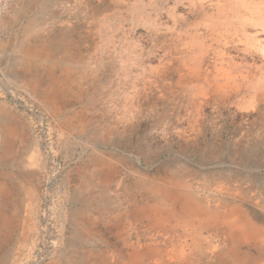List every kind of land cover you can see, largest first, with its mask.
Here are the masks:
<instances>
[{
	"label": "rangeland",
	"instance_id": "1",
	"mask_svg": "<svg viewBox=\"0 0 264 264\" xmlns=\"http://www.w3.org/2000/svg\"><path fill=\"white\" fill-rule=\"evenodd\" d=\"M137 1L9 0L0 17V112L17 123L9 153L0 150L11 189L0 260L47 264L63 248L53 243L77 232L75 250L91 264H168L165 251L184 241L186 264H264L258 230L219 260L220 234L195 239L156 190H188L195 215L237 204L264 226V28L242 25L252 17L234 14L237 0H219L220 17L218 0H140L158 24L144 26L129 13ZM24 40L46 47L54 66L26 73L13 56ZM141 207L167 216L158 242Z\"/></svg>",
	"mask_w": 264,
	"mask_h": 264
},
{
	"label": "bare ground",
	"instance_id": "2",
	"mask_svg": "<svg viewBox=\"0 0 264 264\" xmlns=\"http://www.w3.org/2000/svg\"><path fill=\"white\" fill-rule=\"evenodd\" d=\"M200 1H203V0H200ZM216 2H217L216 3L217 14L220 17V16L225 14L226 7H224L225 4L220 3L219 0ZM227 2L228 1L226 0V3ZM119 3L122 4V2H120V1H119ZM8 5H9V0H0V17L6 11ZM16 5L18 6V4H16ZM145 7L146 6H144L141 3V1L138 0L135 5L128 8L129 13L133 18L132 20L138 21V22H140L139 24H142L144 26L145 25H150V26H154V27L158 26L157 21L151 19V17H148V14L146 11L147 7L146 8ZM156 8L159 9L158 6ZM234 8H235V12H234L235 15H236V12H237V15H239L241 11H245L246 13H249L251 15L252 18L250 21L246 20V21L242 22L243 26H246L249 23V24H252V26H257V27L260 26V27L264 28V10H262L261 6L258 5V3H255L254 0H237L236 3L234 4ZM254 18H256V20ZM36 26H38V25H36ZM33 29H36L35 25L33 26ZM33 29H31L30 32H33L34 31ZM52 31H54V30H52ZM248 38L250 39V41L256 40L254 37H248ZM26 40H28V39H26ZM26 40H24L23 43H20V46H18L13 52V56H15V62L17 61V63L20 66L21 65H22V67L24 66V69H26V71H27L26 73L32 72V70L36 73H39L38 71H40V69H48L49 67L51 68V66H54V63H51V64L49 63L47 52H45V50H47L46 47H42V48H44L43 50H42V48L40 50H38V49L35 50L30 45L25 43ZM19 55H20V61H18ZM9 56H11V55H9ZM194 64H195L194 74H197V79H200V73H202V65H201L202 64V54L199 55L198 60H196L194 62ZM17 78L18 77H12V80H14V79L18 80ZM25 79H26V76H24L22 78V80H25ZM30 83H31V81L28 80V84H30ZM53 85H52V87H54ZM256 85L258 87V90L263 91V93H264V80H258L256 82ZM58 91H59V89H58ZM58 94H59V92H58ZM6 110H8V109H6V108L2 109L1 112H3V114H1L2 117H0V150H2L4 153L5 152L9 153V150L11 148V143H12L9 140V138L12 136L13 129L16 127L17 123H16V121H13V119H14L13 113L10 111H6ZM18 125H20V124L18 123ZM9 188H6L5 184L0 183V202L2 200H4V198L7 199L8 196L11 195V189H9ZM101 190H102V188H101ZM156 190L163 194V198L165 199V207L167 208L168 212L174 217V220H176L178 222L188 221L189 225H191V228L193 230L191 233H192L194 238L195 237L201 238V235L203 234L202 231L205 229L210 230V227L212 230H210L209 232H216L218 236L220 234V245L211 250V253H213L214 256H216V258L219 260L234 257V253L236 251V249H235L236 243L241 241L242 234H244V232L247 233V229H252L254 231L258 230L259 233L264 235V229H263L264 226L260 225L256 221L254 222V220H252L247 215L246 210H243V206H240L237 208V206H238L237 204L230 206V203H228L224 207L223 212L219 211L218 209H215L212 211L210 210L206 213H201L202 215H198V214L195 215L194 213L197 211H195V208H196L195 203H192V201H193L192 199H194V197L192 196L191 192H188V190H185V189L179 190L178 188L172 187L171 185H165L164 187L160 186ZM134 212H135V215L139 216L140 218L149 214V217H148L149 221L147 220L149 222L148 226H146V227H144L143 225L142 226H143V228L148 229L149 233L151 235H154V237L157 239L160 231H162V229H165L164 227H166L167 216H165V214L158 209H153V210L149 211V210H146L144 207L135 208ZM192 216L194 218L199 219V221L195 220L197 222V227L194 226V223L189 222V220L191 219ZM0 218L2 220V221H0L1 222L0 224H2V226L5 228L7 222H6V218L3 216V213L1 211V207H0ZM73 221H74L73 219L70 220V224H72ZM235 228H244V230L240 231V235L232 237L230 232H231V230L233 231V229H235ZM173 229H175V228L170 229V231H168V232L174 231ZM179 229H181V228H179ZM148 231H146V232H148ZM146 232L144 231V233H146ZM247 235H249V233H247ZM161 237L162 236H160L158 238H161ZM78 239H79V236H77V232H69L66 235V237H62L63 242H61V239L58 238V240L53 243L52 247H57L61 243L63 248L60 251V254L58 256H56L51 262H49L47 264H91V263H88V261H86V259L82 256V254L80 252H77L75 250L77 248L76 242L78 241ZM158 241L159 240L157 239V242ZM178 242L182 243V240L179 239ZM182 245L183 246L176 248L174 251H171V252H170V250H168V252L165 251L166 252L165 255L169 257V262H167L168 264H178V263H176V260L181 261V262H179L180 264H186V262H188V261L184 260L185 256H186L185 252H184L186 250L185 245H187V244L184 241ZM156 246L157 247H153L154 250L160 249L158 247L164 248V246H160V245H156ZM177 246H175V247H177ZM146 248H147V245L141 249L139 247V249L142 251H145ZM72 250H74V252H72ZM148 250L151 251V247H148ZM162 252L164 253V251H162ZM10 257H11V255H8V254L3 256L2 260H0V264H11ZM148 257H146V258H148ZM131 263H132V261H131ZM31 264H42V260L40 259V257L35 258L33 261H31ZM92 264H95V263L93 262ZM144 264H146V263H144Z\"/></svg>",
	"mask_w": 264,
	"mask_h": 264
}]
</instances>
